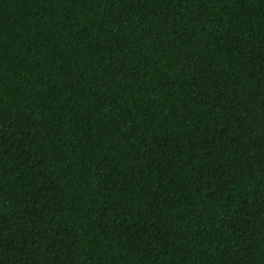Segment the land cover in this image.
Returning a JSON list of instances; mask_svg holds the SVG:
<instances>
[{
    "label": "trees",
    "instance_id": "1",
    "mask_svg": "<svg viewBox=\"0 0 264 264\" xmlns=\"http://www.w3.org/2000/svg\"><path fill=\"white\" fill-rule=\"evenodd\" d=\"M0 264H264V0H0Z\"/></svg>",
    "mask_w": 264,
    "mask_h": 264
}]
</instances>
